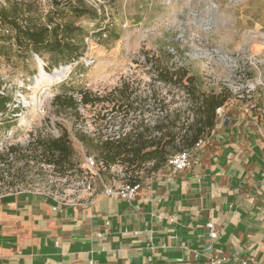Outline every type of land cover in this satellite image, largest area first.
<instances>
[{
	"label": "rangeland",
	"instance_id": "374dc122",
	"mask_svg": "<svg viewBox=\"0 0 264 264\" xmlns=\"http://www.w3.org/2000/svg\"><path fill=\"white\" fill-rule=\"evenodd\" d=\"M69 3L89 12L75 17ZM12 6L30 25L53 18L81 27L85 53L47 72L41 61L49 64L50 55L39 57L19 48L13 32H4L0 25V92L11 98L6 118L0 120V152L9 145L19 148L14 160L0 164V195L28 191L73 199L84 193L85 178L116 177L111 170L87 167V159L95 162L97 155L86 151L75 134L105 138L126 128L122 117L128 122L134 116L120 107L127 95L140 111H151L144 115L151 120L161 116L160 110L164 114L189 108L182 86L158 81L156 66L195 76L205 93H230L222 106L226 118L216 122L239 117L264 131V0H0V7ZM40 68L48 77L59 72V78L49 87L37 86ZM78 90L107 96L108 101L76 110L53 103L55 95ZM188 114L190 123L192 108ZM61 130L70 135L73 169L62 175L22 157L33 156V147L25 151L30 141L54 137Z\"/></svg>",
	"mask_w": 264,
	"mask_h": 264
},
{
	"label": "crops",
	"instance_id": "0c3cea01",
	"mask_svg": "<svg viewBox=\"0 0 264 264\" xmlns=\"http://www.w3.org/2000/svg\"><path fill=\"white\" fill-rule=\"evenodd\" d=\"M235 121L216 122L188 168L142 178L131 201L104 194L122 184L111 175L91 197L0 195V264H264V131Z\"/></svg>",
	"mask_w": 264,
	"mask_h": 264
},
{
	"label": "trees",
	"instance_id": "16d2710c",
	"mask_svg": "<svg viewBox=\"0 0 264 264\" xmlns=\"http://www.w3.org/2000/svg\"><path fill=\"white\" fill-rule=\"evenodd\" d=\"M68 9L75 17H81L89 12L85 7L70 3ZM27 19L15 6L8 9L0 7V25L3 26L4 32H13L15 43L19 48L32 51L39 57L43 53L50 55V63H45L44 67L47 72L62 64H70L85 53L84 31L81 27L69 22L57 23L53 18L48 20L47 24L30 25ZM155 68L158 81L182 86L188 97L186 101L189 108L193 109L190 123L188 106L184 109H175L173 112L165 110L164 114L160 110L161 116L151 120L150 116L146 118L144 116L145 112L151 111L149 109L140 111L134 106V102L129 100L131 95H127L126 101L122 102L120 107L123 109L125 106L124 111L128 114L131 112L134 116L133 120L128 122L125 116L122 117L121 123L126 125V128L121 127L120 132L105 138L101 136L94 138L83 133L75 134L86 151L96 153L94 164L100 171L104 169L108 173L111 167L120 166L125 174V181L131 184L139 183L142 178L157 173L166 166L171 157L192 149L199 140H206L216 125V109L224 106L231 96L230 93L201 91L195 76H188L179 68L170 69L167 66ZM127 88L128 85H125V89ZM10 99L9 96L0 94L1 115L9 110ZM107 101V96L92 94L88 90L62 93L53 98V103L62 110H76L79 106H92ZM137 111L139 116L135 115ZM0 120L5 118L1 116ZM31 147L34 148L33 156L22 155L28 162L36 159V163L43 162L52 166L62 175L73 169V148L67 130H61L58 137L38 136L29 142L25 151L30 150L28 148ZM18 150L19 148L13 145L2 150L0 164L4 167L8 161L14 160ZM0 179L3 180V176H0Z\"/></svg>",
	"mask_w": 264,
	"mask_h": 264
},
{
	"label": "built area",
	"instance_id": "2783aa9c",
	"mask_svg": "<svg viewBox=\"0 0 264 264\" xmlns=\"http://www.w3.org/2000/svg\"><path fill=\"white\" fill-rule=\"evenodd\" d=\"M7 33V31H5ZM239 53H235L234 56H239ZM229 59L232 58V56H227ZM42 63V68L45 67V63ZM89 64V63H87ZM1 95H4V92H0ZM216 113V119H224L225 117V113L222 107H219L216 109L215 111ZM5 117V114L1 115L0 117ZM9 136H11V133H8L7 138H9ZM59 135L57 134L54 137H58ZM203 144L202 140H199L195 146L190 149V150H184L176 155H174L173 157H171L166 166L169 167L171 169L172 172H176V171H180L183 169H186L190 166L191 164V159H192V155L193 152L195 150H197L201 145ZM87 167L89 169H93L95 167L94 161L91 158L87 159ZM111 172L114 174H116V176L120 177L123 181L122 184L118 187H104L103 191L105 195L108 196H117L121 199H125L128 201L134 200L135 196H136V192L139 190L140 188V184L136 183V184H131L128 183L127 181H125V174L123 173L122 169L119 170H114L113 167L110 168ZM109 170V171H110ZM97 175V174H96ZM99 176V175H98ZM95 176H89L88 178H85V180L81 181L82 187H83V191L88 195V196H92L95 192L94 190V178ZM77 196H75V199L79 198L80 194H76ZM74 199V198H73ZM207 228L209 229V235L210 238L214 239L216 237V232L213 230V225L212 224H207Z\"/></svg>",
	"mask_w": 264,
	"mask_h": 264
},
{
	"label": "bare ground",
	"instance_id": "6f19581e",
	"mask_svg": "<svg viewBox=\"0 0 264 264\" xmlns=\"http://www.w3.org/2000/svg\"><path fill=\"white\" fill-rule=\"evenodd\" d=\"M58 78H59V72L56 71L53 76L48 77L43 73V71H41V68H40V79L37 81V86L42 85L45 87H49L53 84L54 80H57Z\"/></svg>",
	"mask_w": 264,
	"mask_h": 264
}]
</instances>
